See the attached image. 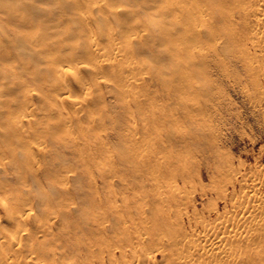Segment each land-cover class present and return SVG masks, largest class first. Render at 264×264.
<instances>
[{
    "label": "rangeland",
    "instance_id": "374dc122",
    "mask_svg": "<svg viewBox=\"0 0 264 264\" xmlns=\"http://www.w3.org/2000/svg\"><path fill=\"white\" fill-rule=\"evenodd\" d=\"M240 1L0 0V154L14 149L16 157L13 152L5 159L0 155L6 163L3 167L0 162V188L8 186V191L1 189L0 197L9 194L11 202L16 197L11 193L19 189L18 196H24L27 203L31 200L28 204L34 213L43 216L49 203V210L54 205L57 212L43 232H52L48 236L52 246L47 248L46 241H37L36 236L42 233L35 229L50 213L43 219L35 214L24 226L33 231L28 242L31 247L26 238L15 255V247L6 242L9 246H1L0 260L7 259L4 250L8 257L14 255L18 264H117L127 234L144 233L145 211L150 218L151 210L158 207L150 186L156 177L175 179L179 186L184 181L189 183L186 191L191 202L184 201L186 206H182L191 214L196 210L214 219L216 212L230 209L229 201L217 199L211 189L213 183L220 186L228 179L225 164L232 163L242 171L264 169L262 109L251 100L249 79L236 52L227 40L213 37L215 33L224 34L230 23L223 14L237 10ZM199 6L209 8L213 26L197 33L194 23L208 18L191 10ZM240 22L235 18V24ZM139 24L142 27L136 28ZM118 46L130 55L114 58ZM96 48L108 49L114 58L100 73L88 66L100 60L93 53ZM52 59L64 68L85 64L77 77L68 75L62 91L78 98L82 105L73 106L69 99L56 100L61 81L53 72ZM129 63L141 74L137 75L138 87L127 93L118 87L123 81L119 68ZM87 83L91 84L90 94H86ZM24 113L28 117L16 130L15 123ZM65 122L71 132L64 129ZM19 128L25 133L20 134ZM36 142L45 143L47 149L44 154H34L40 159L35 162L40 168H34V174L26 173L30 169L25 166V146ZM148 166L159 170L160 176L155 174L154 178ZM61 169L66 176L58 173ZM23 175L26 177L22 181ZM60 179L69 185L67 189L60 186ZM235 188L229 185V199L233 191L239 192V186ZM40 198L53 204L46 205ZM63 198L69 204L66 209ZM145 201L152 203L145 207ZM7 209L0 205V227L14 232L16 225L5 221ZM183 220L182 229L190 232L188 218ZM24 246L37 251L28 254ZM140 247L150 249L153 245ZM154 254L155 264H165L160 252ZM49 255H54L53 261ZM130 256L127 253L124 258ZM124 258L120 257L118 264Z\"/></svg>",
    "mask_w": 264,
    "mask_h": 264
},
{
    "label": "bare ground",
    "instance_id": "6f19581e",
    "mask_svg": "<svg viewBox=\"0 0 264 264\" xmlns=\"http://www.w3.org/2000/svg\"><path fill=\"white\" fill-rule=\"evenodd\" d=\"M240 4L241 5L237 10H229L228 12H225L223 14L226 20L230 23V25L225 29L224 34L215 33L213 37L214 39L218 41H222V42L223 40H227V43L229 42L228 43L229 46L236 52V56H237L236 59L243 64V68L245 70L246 76L249 79L250 88L248 87L249 88L248 92L252 98L251 100L254 101L253 104H255L256 108L260 107L262 109L261 111L263 112L262 114L264 115V0H241ZM192 9L195 12L203 16H205L206 14L208 15V18L205 19L204 21H197L194 23L195 28L198 29L196 30V32L200 33V31L203 29H211L213 26V21H212L213 16L212 14L210 15L209 8H206L205 6H199L196 8H191V10ZM235 18L236 19L238 18L240 21H242L240 23H236L240 27L234 23ZM88 19L89 17H87V21H89ZM139 27H142V26L140 24L139 26L138 25L136 26V28H139ZM41 36L42 35L39 34L38 37H41ZM88 38L93 44H96V39L93 38L92 35H89ZM115 49L116 50L114 52V58L115 56H124L125 54L130 55V51L126 50L124 47L118 46ZM93 53L95 54L96 57L100 58V60L99 62L93 63L92 65L89 64L88 66L89 68H92V70H94L96 73H100L101 68L103 66L109 65L113 62L114 58L112 56L111 57L109 56L108 49L96 48V50ZM217 55L218 54H215L216 58H217ZM51 63L55 64L53 68V72L56 73L60 77V81H61L60 84H58L59 82L57 83L58 84L57 88L55 87L57 90L59 89L61 90L60 93H58V91L57 93L56 91L54 92L56 93V100L58 102L59 101L63 102V100L69 99L70 103L73 106L82 105L83 102L81 101L82 102L81 103L77 101L78 98H75V99L74 97L71 98L72 97L71 95H70L71 97L68 96L70 93L66 94L65 92H62V91H64L65 89L63 86L67 82L66 80H67L68 75L73 74L75 77H77L80 71L83 68H85L84 67L85 64L84 65L82 63L76 64V65L73 64V66H69L68 68L59 66L60 67L59 68L57 66L59 64L58 60L56 61L55 59H52ZM120 66L121 67L119 68V74L123 78V81L118 84V87H120L123 90H126L127 93H129L130 91H133L132 88H135L134 87L135 85L138 87L139 84H138L137 75L141 74V72H139V70L137 69V66L131 65L130 63L124 64V65L121 64ZM2 78H5V77H2ZM85 87H86L85 88L86 94H90V93H87V91L89 92V90L91 89V84L87 83ZM35 109L37 110V108ZM76 116L79 117L78 115ZM25 117L26 118L28 117L26 113L18 117V123H15L16 130H17V127H23V125L21 124L24 123V120L26 119ZM68 117H71V116H68ZM65 121L67 122V119H65ZM66 122L63 124L64 126H66L67 124ZM64 126L62 127L64 128ZM68 126L71 127V124L68 123ZM24 128L26 127L24 126ZM68 128L69 127H67V129L66 128L64 129L68 131ZM69 129L71 130V128ZM18 131L20 134L25 133V129L23 128H19ZM79 146L81 147L82 144L81 145L79 144ZM46 149L47 148L45 146V143H42V142H36L32 145L26 144L25 150H26L27 157L25 156L26 158L24 161H26L25 166H27V168L30 169L29 171H26V173L32 172L34 174L33 171L36 172V170L40 168V165L37 166L35 164V162L37 160L40 161V159H37L34 154L36 152L44 154ZM9 152L14 153V149L11 151H7L6 149L2 151L0 155L4 157L3 158L1 157V158L5 159L7 155L9 157L10 156ZM13 156L16 159L15 153L13 154ZM0 162H1V165H3V167L6 166L5 161L3 162L0 160ZM13 167L15 166L13 165ZM238 167H235L232 163L225 164L224 171H226L228 179L224 180L220 184V186H216V183H213V185L211 186V189L213 187V190L217 193L216 195H218L217 199L221 201L222 200L229 201V207H230V209H226L222 213L216 212L217 216L214 217V219H211L212 217L207 218L204 215H199L198 213H196V210L191 214L190 213L191 211L189 212L188 209L182 206V205L186 206V203L189 204V202H191V197L189 196L190 192L186 191L187 189H189L187 188L189 185L188 182L184 181L183 185L179 186L178 182L175 179H168V178L162 179V177L161 178L156 177L158 175L157 171L159 170L150 168V166H148V168H150L151 170L147 168V171L148 170L151 171V173L154 175L152 174L150 175H152L154 178L156 177L154 181H152L153 185H150V186L152 187L151 189L154 192V195H155L154 201L156 202L158 207L151 210L153 215L151 216V213H150V218L148 217L147 211H145V218H144L145 221H143L144 219H141L143 223L145 222V232H144L145 234L135 233L136 235L134 236H130V234L129 235L127 234L126 238L124 239V241H126L127 243H125L124 247L121 249L120 252L122 256L120 255V257L124 258L125 255L129 253L131 255L130 256L131 258L121 259L122 261L120 260V263L121 264H155L156 255L154 254V252L156 251V253L160 252L162 254V258H163L162 260L163 262H165V264H264V191H262V189H264V169L262 170L260 169L261 167H259V168H252L251 170L246 171L243 167L244 170L242 171V169ZM34 168L36 170H34ZM163 168L165 169V171H167L165 167ZM18 170H19V166H18ZM61 170L58 171V173L59 174L61 173V176L63 177V175L67 173H65L64 170L61 172ZM21 171H19V173H21ZM169 171L171 170L169 169ZM22 172L24 173L25 171H22ZM147 173H150V172H147ZM158 176H160V174ZM25 177L26 175H23L22 178L20 177L21 178L20 180L23 181ZM39 180H40V176H39ZM3 183H6V182L3 181ZM59 184L61 187L66 188V189L69 186V185L67 186V183L64 182V179H60ZM229 185H232L234 188L236 185L239 186V192L233 191V194L231 195L230 199H229L230 196L228 197ZM5 187H8V186L5 185L3 187L2 185V188H5ZM24 187L26 188V186ZM2 188H0V192L3 190ZM5 189L7 190V188ZM4 191L5 190H3V192ZM9 192L11 193L12 191H9ZM17 193H19V189L17 192L11 193L13 194L12 198L16 196L15 198H13L14 200L16 199L15 202H13V199L11 200V202L9 201L11 199V198L9 199V194L5 197L3 196L0 197V205L8 208L7 211L9 212V216L6 217V219L4 217L5 221H7V219L10 222L12 221L11 223H14L16 225V227L14 228H17L16 231L14 232H12V230H10V232H6L3 230V228L0 227V249L2 251L1 246L6 244V242L7 244L9 242L12 245V249H13V246L16 248V249L15 248L13 249V254L15 255H16L15 250L16 252L18 250H19L18 252H20V248L21 247L23 248L22 244H23L24 239L27 238L28 241L25 240L27 243L31 241L29 238L33 236L32 234L33 231L30 229L32 231L30 232V230L24 226H27L26 225L27 221L31 217H33V215L37 214L36 212L34 213V209L31 206L29 207L28 203H30L31 200L30 202L28 201L27 203V200L24 201L25 199L22 198L24 196H22L21 197L22 199H21ZM26 193L28 192L26 191ZM36 193H39V192H36ZM56 193L58 194V192ZM0 194L2 195V193ZM40 194H43V193H40ZM30 195L32 196V194H27V196H30ZM53 195L54 194H52L51 196ZM48 196L49 194L46 195L47 199H48ZM40 197L43 198L42 196ZM28 198L29 197H27V199ZM47 199L45 198L44 201L47 202ZM63 199L65 201L64 203H66L67 202L66 199L65 198ZM50 200L49 202H51ZM41 201L43 202V199ZM56 201H57V198H56ZM56 201H54V203H57ZM49 202H47V204ZM67 203L66 205L62 203V205L64 206L63 208L65 209L67 208V206L69 205V204L67 205ZM147 203L149 202L145 201V207L148 205ZM45 204H44V207H45ZM48 205L49 207H51L50 203ZM39 206L41 207V204ZM53 206L54 205H52V209L50 208V210H53L54 213L49 210V207L47 208L45 207L46 211L45 213H43V216H41L42 215L41 213L40 215L37 214L41 216L40 218L43 219V217L46 214L50 213L49 216L45 217L47 218V220L44 218L45 221H39L38 222L39 224H37V226L36 224L32 226V227L36 226L37 228L35 229H37V231H38V228L41 230V231H38L39 233L40 232L42 233L41 235H37L35 232L36 230H34V233L35 235H37L36 236L37 241H40V242L42 241V244L44 243L43 241H46L48 245L46 246L45 244V246L47 248L48 246H52V245H49L52 242L49 243V241L51 240H49L48 238L49 235H52V232L50 230L52 227L49 229L51 234L46 235L43 232L49 227V225L52 224L51 222L52 219L50 218L51 215H53V219H54V215L56 217L57 212H56V209L54 211ZM152 206L153 205H150L151 208ZM44 207L42 206L43 211L45 210ZM150 207H148L147 209H149ZM226 207H228V205H226ZM57 208L59 209L60 207H57ZM141 211L142 210H140V213L142 214L140 213L139 214L144 216L143 212ZM61 212H64V211H61ZM61 212H60V215H61ZM39 216H37V220ZM185 217L188 218L189 223L191 224L189 225L191 226L190 232H187V230L185 232L182 229L181 221H184L183 219ZM141 221L140 223L143 224ZM1 223H2V218L0 217V226H1ZM125 223H126V220H125ZM132 223L136 224L137 222L136 223L132 222ZM132 227H135V225ZM136 227L139 228L138 225ZM130 228L131 227H129V230H131ZM53 243H55L54 240H53ZM142 244H145V247L146 245H151V246L153 245V247L150 249H147V247L142 248L140 247V245ZM28 246L31 247L30 244ZM28 246H24V247L26 248ZM29 247L24 252L26 253L30 252L28 254H31V252L36 253L37 248H36V251H33L35 249L31 251ZM127 247H130V248L127 249ZM8 248H7V252H8ZM40 248L42 250L43 247H40ZM2 254L7 256V259L6 260L4 259V261L0 260L2 261L0 262V264H18V259L15 257L17 260L16 259L14 260L13 258L14 255L13 257L12 255L9 256L10 257L9 258L8 255L6 254V251L4 252V250ZM19 256L21 255L19 254ZM48 257L50 258L52 256L49 255ZM53 257H52V261L54 259ZM119 258H117L115 262L119 263L118 261ZM28 259H30V257ZM58 261H61L60 258L59 260H57V262ZM115 262H112V263H115ZM54 263L55 262H53V264ZM25 264H29V263L27 262ZM59 264H61V262Z\"/></svg>",
    "mask_w": 264,
    "mask_h": 264
}]
</instances>
